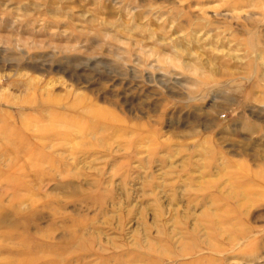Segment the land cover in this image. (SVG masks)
<instances>
[{
  "label": "rangeland",
  "instance_id": "rangeland-1",
  "mask_svg": "<svg viewBox=\"0 0 264 264\" xmlns=\"http://www.w3.org/2000/svg\"><path fill=\"white\" fill-rule=\"evenodd\" d=\"M0 264H264V0H0Z\"/></svg>",
  "mask_w": 264,
  "mask_h": 264
}]
</instances>
